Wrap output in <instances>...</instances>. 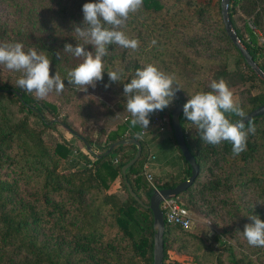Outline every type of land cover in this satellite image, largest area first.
Wrapping results in <instances>:
<instances>
[{
	"label": "trees",
	"instance_id": "obj_1",
	"mask_svg": "<svg viewBox=\"0 0 264 264\" xmlns=\"http://www.w3.org/2000/svg\"><path fill=\"white\" fill-rule=\"evenodd\" d=\"M1 1L11 15L10 19L0 20V30L7 39L14 40L24 35L30 39L31 35H35L63 51L65 44L76 46L78 42L83 43L71 25L83 27V4L97 2ZM194 1L170 0L166 3L165 0H143L142 7L135 13L141 15V24H153L152 30L156 27L166 33H174L179 28L187 29L193 20L197 23L203 20L206 9L195 5ZM238 4L249 6L248 11L253 14L252 24L264 34V0H231L229 4L230 19L240 42L264 73V64L258 62V49L246 43L235 26L233 16ZM217 12L222 24L221 37L230 42L238 57L234 72L227 71L226 59H218L211 71V78L217 81L224 79L228 87L249 83L250 88L255 89L257 82L264 86V81L246 64L225 33L220 3ZM135 13H130L126 27L132 24L129 20L135 17ZM67 17L70 21L66 23ZM19 40L21 39L14 41ZM24 48L27 50L29 47ZM35 49L38 53L44 52L41 47L36 46ZM46 51L49 53V50ZM127 51L128 49L115 44L108 46V55L103 58V80L96 84L103 92L115 89L120 95V103L124 106V83L130 82L137 69H142L138 61L128 59ZM52 57L58 61L55 56ZM63 62L64 65L58 68L62 73L65 72L67 63ZM113 70H121L120 81L109 80L107 72ZM62 73L59 74L63 76ZM17 74L19 73L16 72ZM16 75L0 70V264H140L142 261L152 264L154 230L152 213L147 206L153 190L142 177V166L146 159L144 143L134 137L140 135L141 127H133L131 119H127L123 125L106 134L107 142L101 146L93 140L95 130L90 129L94 132L91 134L84 133L91 118L90 113L81 111L82 120L78 126L69 122L71 115L65 114L60 124L81 142L87 151H77L74 157L73 147L66 141L51 145L44 139V129L53 128L55 123L47 121L43 111L57 112L55 104L20 89L16 85L20 75ZM104 83L109 87L102 88L100 84ZM67 85L65 78V86ZM202 86L203 84L199 88L201 91H211L210 85ZM64 96L68 99L78 98L75 108H79V104L84 101L88 102L86 107L96 101L94 97L78 88L67 90ZM188 96L190 95L175 100L176 106L185 104ZM250 104V111L264 104V92L251 96ZM242 109L244 111V108ZM250 111L244 112L247 114ZM30 118L35 121L31 122ZM229 119L235 121L240 118L230 115ZM180 124L186 145L199 166V174L194 183L180 195H185L189 204L194 198L216 197L224 192V205H228L229 197H234L229 204L232 218L239 219L241 211L250 213L251 210L245 209L240 200L243 197L242 189L248 185L257 189L258 197H264V115L245 126V130L250 125L254 126L255 133H249L246 150L239 155H233L232 145L227 141L215 146L202 142L195 125L187 121L183 113L180 116ZM38 125L42 128H38ZM127 131L131 132L125 137ZM127 138L138 140L142 153L138 161L123 175L122 167L133 159L137 152L134 145L121 143ZM172 139L183 163L182 171L176 176L159 179L162 184L157 185L158 189L174 188L190 176V166L176 145L173 131ZM114 143L120 144L115 146L109 155L103 156ZM95 149L103 152L95 154ZM91 157L94 160H91ZM65 162L69 166L67 169L61 168ZM118 177L127 193L125 199L108 191L110 184ZM126 182L142 205L129 194ZM180 195L177 197L188 209ZM243 217L245 215H242L241 219ZM170 231L183 233L185 236L181 235L187 239L175 237L174 240L180 238V245H176L174 241L168 244ZM163 239V264L170 251L190 256L194 264H215L192 251L196 239L193 233L178 227L165 226ZM205 251L211 253L209 248H205ZM260 251H264V248L258 247L256 252ZM229 259L230 264H254L247 255L234 257L231 254Z\"/></svg>",
	"mask_w": 264,
	"mask_h": 264
},
{
	"label": "rangeland",
	"instance_id": "obj_2",
	"mask_svg": "<svg viewBox=\"0 0 264 264\" xmlns=\"http://www.w3.org/2000/svg\"><path fill=\"white\" fill-rule=\"evenodd\" d=\"M165 1L166 3H169L168 1L170 0ZM194 3L195 5H201L206 11L204 12V17L201 22L197 23L193 20L190 23V26L185 30L179 28L178 31L174 33H166L164 30H159L156 27L152 30L153 24L149 22H146L149 26H147L146 23L144 25L141 24L143 22L142 17L137 13H135V17L132 19L133 21L129 20V22L132 23L130 27L122 29L130 38L139 40L138 50L133 51L128 49V59H135L142 68L147 64H153L165 73L174 74L176 82L182 89L176 93L168 107L163 111H156L151 114V117L149 118L150 124L147 130L141 128L142 132L140 135H134V137L140 141H145V138L151 133H154L156 137H168L171 147H166L163 150V154H165L167 159H172L170 163L171 168L173 167L174 170H179V172L181 171L182 160L176 151L169 121V114L176 106L174 101L184 97V95H191L197 91H201L199 88H201L202 84L203 86L208 87L211 81L214 80L213 77L211 78V71L215 68L214 65L218 62V59H226L225 63L227 71L234 72L236 70L235 64L238 57V53L234 50L230 42L221 37L222 24L217 12L220 0H195ZM238 6L235 8L233 16L235 26L244 41L258 49V62L264 64V34L252 24L253 14L249 13V6L246 4L243 6L238 4ZM178 7H180V5ZM178 7H176V9ZM73 12L75 11L73 10ZM6 18L10 19L11 15L8 8L0 0V20ZM65 19L66 23L70 21L69 17ZM71 27H74L75 30L77 25L73 24ZM17 39L21 40L14 41ZM17 39H7L0 30V42H19L22 43L24 47L35 48L37 46L44 49V53L52 61L50 75H54L55 72L62 73L58 68L64 65L63 61H66V68L64 70L65 74L62 73L63 76H65L64 78L61 76L62 79H65L67 71L77 66L80 62L78 58L73 55H68L63 50L52 46L50 43L48 44L46 41H42L35 35H31L30 39L26 38L25 35L24 37H19ZM153 40L156 41L155 45L151 44V41ZM85 47H87V50L89 51H92L93 49L91 45H85ZM46 50H49V53ZM51 50L56 52L52 53ZM57 53L59 54V59L57 58ZM52 56H55L58 61H55ZM115 64L117 65L116 69H118V63L116 62ZM0 70L16 75V72L9 71L3 66H0ZM17 75H20V73ZM100 85H102L103 88L106 84L104 83ZM257 85L258 86L255 89L250 88L249 83H241L229 87L233 92L235 101L239 106L244 108V111H250L251 96L264 92V86L259 82H257ZM71 88L77 89L78 87L68 84L65 86V89L61 94L53 92L50 96L44 98V100L55 104L57 112L51 113L48 110L43 111L45 119L47 121H54L53 123H55L53 128H45L43 135L45 141L51 145L66 141L73 147V156L75 157L77 151L82 153H87V151L83 144L60 124L61 119L65 114L71 115L70 119H68L69 122L78 126V123L82 120L81 111H87L90 113L91 118L84 129L86 130L84 133L91 134V130H95V133L92 132L94 133L93 140L96 144L101 146H104L107 142L105 140L106 134L118 126L123 125L127 119H131V116L127 112L126 106L120 103V95L115 89H112L109 92H103L97 86L95 88L89 87L87 92H82L88 94L90 97H94L96 101L93 102V104L91 103L90 107H86L85 105L88 102L84 101L79 104V108H75V105L78 104V98L73 97L68 99L64 96V93H67V90L71 91ZM32 94L35 95L34 93ZM81 107L83 108L81 109ZM30 121L34 122L35 119L30 118ZM38 128L42 127L38 125ZM130 132L131 131H127L125 137H128V133ZM144 147L146 159L148 156H154L151 153L149 146L144 145ZM102 152L103 151L100 149H95V154H101ZM173 153H175V158L174 156L173 158H170ZM91 160H94V158L91 157ZM154 162L155 159L151 163L153 164ZM68 167V163L65 162L61 168L67 169ZM151 175L154 186L157 187L158 184H162L159 179H163L164 177H159L152 172ZM145 182L151 187L146 180ZM108 191L118 195L121 199L127 197V193L120 182V177L110 184ZM242 191L243 197L241 198L240 203L245 209H250L251 212L246 213L241 211L239 213V219L232 218L229 212V204L234 197H229L227 206L223 204L222 201L226 198L224 197V192L219 193L216 197L205 196L200 199L194 198L189 204L185 195L179 196L187 205L193 218L192 229L188 232L196 235V239L192 245V251L194 253L200 254L205 257L206 260H211L212 262H215V264H230L229 258L231 254H233L234 257L247 255L254 264H264V251L256 252L258 247L249 246L240 233L243 231L246 224L251 223L248 216L258 215L259 218L264 221V197H258V191L252 185H248L246 188L242 189ZM242 215H245L243 219H241ZM178 233H175L174 231L169 232L170 240L168 241V244L174 241L176 245H180L181 241L179 239L185 238L183 237L185 235L183 233ZM181 234H183V236ZM175 237L180 238L174 240ZM204 247L211 249V253L205 251ZM140 264L147 263L142 261Z\"/></svg>",
	"mask_w": 264,
	"mask_h": 264
},
{
	"label": "clouds",
	"instance_id": "obj_3",
	"mask_svg": "<svg viewBox=\"0 0 264 264\" xmlns=\"http://www.w3.org/2000/svg\"><path fill=\"white\" fill-rule=\"evenodd\" d=\"M142 4L143 0H97L83 4V27H76L74 32L83 43L64 45V52L71 53L80 61L67 71L68 84L83 92H87L89 87L95 88L97 82L103 80V58L108 55L109 45L138 50L139 40L130 38L122 29L126 27L130 13L137 12ZM151 44L155 45L156 41H151ZM85 45H91L94 51L87 50ZM51 63L44 52L38 53L35 48L25 50L19 42H0V66L20 73L16 85L40 99L53 92L61 94L65 89V79L58 72L50 75ZM107 75L111 82H118L121 70L108 71ZM210 89L188 96L183 105V116L195 125L202 142L215 146L227 141L232 145L233 155H239L246 150L248 135L254 134L255 128L250 125L245 130L243 120L246 114L224 79L211 81ZM181 90L174 74L165 73L153 64L137 69L130 82L123 86L131 125L147 130L150 115L168 107ZM230 115L240 119L232 121ZM248 219L251 223L239 232L249 246L264 247V221L258 215H250Z\"/></svg>",
	"mask_w": 264,
	"mask_h": 264
},
{
	"label": "water",
	"instance_id": "obj_4",
	"mask_svg": "<svg viewBox=\"0 0 264 264\" xmlns=\"http://www.w3.org/2000/svg\"><path fill=\"white\" fill-rule=\"evenodd\" d=\"M231 0H220V9H221V17L222 22L224 26L225 33L227 34L228 38L230 39L231 43L238 49L241 56L245 60L246 64L254 71V73L264 81V73L261 71L257 63L253 60L252 56L250 55L249 51L246 49V47L243 46V44L240 42L237 33L234 29V26L232 24V21L230 19L229 14V4ZM184 105V104H183ZM183 105H177L175 106L171 112H170V126L173 131V136L176 142L177 147L179 148V151L184 158V160L189 164L190 166V176L185 180L176 185L174 188H166V189H158L153 190L149 199V205L147 208L152 213V219H153V230H154V236H153V262L152 264H163L164 261V232H165V224H164V218L163 213L160 209V205L163 202V200H167L170 197H177L181 193L185 192L195 181L199 174V166L195 160V158L192 156L191 152L189 151L184 133L180 124V116L183 113ZM264 115V104L260 105L259 107L253 109L249 113L246 114V117L243 120V123L245 126L251 122L253 119L258 118L260 116ZM122 144H131L134 145L137 149V152L133 159H131L126 165H124L121 169L123 175L125 174L126 170L134 165L138 159L141 156L142 153V146L141 143L132 138H127L121 142ZM120 143H114L111 144L108 149L105 151L103 156H107L110 154V152L113 150L115 146H117ZM102 156V155H101ZM101 156H98L100 158ZM127 189L129 191V194L136 200L140 205L143 203L137 198V196L132 191L129 184L126 182Z\"/></svg>",
	"mask_w": 264,
	"mask_h": 264
},
{
	"label": "crops",
	"instance_id": "obj_5",
	"mask_svg": "<svg viewBox=\"0 0 264 264\" xmlns=\"http://www.w3.org/2000/svg\"><path fill=\"white\" fill-rule=\"evenodd\" d=\"M142 142L144 143V145L149 146L151 153L155 156V162L151 165V172L153 174L158 175L159 177L168 178L170 176H176L179 173V170L176 171L173 169V167L171 168L170 163L172 159H167L165 154H163V150L166 147L168 146L169 148L171 147V143L168 140V137L166 136L156 137L154 133H151L145 138V141L143 140ZM176 151L179 154L177 149ZM173 156L175 158V153H173L170 158H173ZM177 166L179 167L178 164ZM182 166L180 168L181 171H182ZM165 264H194V262L193 259L188 255L177 254L176 252L170 251L168 259L165 261Z\"/></svg>",
	"mask_w": 264,
	"mask_h": 264
},
{
	"label": "built area",
	"instance_id": "obj_6",
	"mask_svg": "<svg viewBox=\"0 0 264 264\" xmlns=\"http://www.w3.org/2000/svg\"><path fill=\"white\" fill-rule=\"evenodd\" d=\"M155 159L154 156H148L142 166V175L144 179L151 185L152 190H158L152 183L151 162ZM163 213L164 224L168 227H178L184 231H189L193 226V218L190 211L180 201L178 197H170L163 200L160 205Z\"/></svg>",
	"mask_w": 264,
	"mask_h": 264
}]
</instances>
